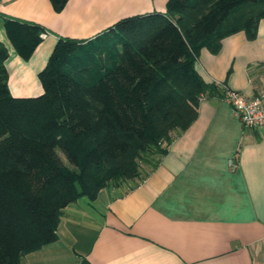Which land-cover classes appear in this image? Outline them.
<instances>
[{"label":"trees","instance_id":"16d2710c","mask_svg":"<svg viewBox=\"0 0 264 264\" xmlns=\"http://www.w3.org/2000/svg\"><path fill=\"white\" fill-rule=\"evenodd\" d=\"M67 1L52 0L57 10ZM263 18L264 0H169L166 13L109 27L103 33L119 29L110 44L86 49L77 45L91 39L61 37L34 97L11 93L0 40V264H24L57 241L64 209L81 196L142 181L196 119L201 99L224 97L196 67L201 49L217 52L241 30L255 37ZM5 27L25 59L45 31L16 19Z\"/></svg>","mask_w":264,"mask_h":264},{"label":"crops","instance_id":"0c3cea01","mask_svg":"<svg viewBox=\"0 0 264 264\" xmlns=\"http://www.w3.org/2000/svg\"><path fill=\"white\" fill-rule=\"evenodd\" d=\"M168 1L68 0L57 10L52 0H0L11 93H44L39 73L61 37L93 39L121 19L166 13ZM6 19L49 32L30 58L12 44ZM196 67L206 81L253 96L264 86V18L255 37L241 30L217 52L202 48ZM57 233L24 264H264V134L245 127L223 97H205L142 181L81 196Z\"/></svg>","mask_w":264,"mask_h":264},{"label":"built area","instance_id":"2783aa9c","mask_svg":"<svg viewBox=\"0 0 264 264\" xmlns=\"http://www.w3.org/2000/svg\"><path fill=\"white\" fill-rule=\"evenodd\" d=\"M48 31L41 33L42 38L47 37ZM224 87V99L230 103L235 115L248 128L259 130L264 134V86L253 96H247L243 92Z\"/></svg>","mask_w":264,"mask_h":264},{"label":"rangeland","instance_id":"374dc122","mask_svg":"<svg viewBox=\"0 0 264 264\" xmlns=\"http://www.w3.org/2000/svg\"><path fill=\"white\" fill-rule=\"evenodd\" d=\"M119 29H116V30H111V31H107L101 35H99L98 37L96 38H93L89 41H86V43H84V45H77V46H84V48H90V46H93V45H104L105 42H109L112 43L116 38H117V32H118ZM106 39V40H104ZM94 48V47H93ZM61 156L62 158L64 159V161L68 164L69 161H68V158L66 157V155L64 153H61ZM113 183H109L108 185H112ZM123 188H127V184H122V185H119Z\"/></svg>","mask_w":264,"mask_h":264}]
</instances>
